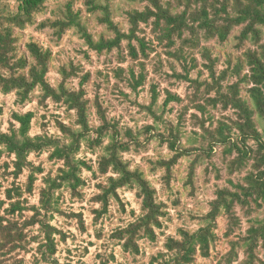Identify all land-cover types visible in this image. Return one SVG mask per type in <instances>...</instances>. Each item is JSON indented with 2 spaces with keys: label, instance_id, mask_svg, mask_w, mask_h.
<instances>
[{
  "label": "trees",
  "instance_id": "16d2710c",
  "mask_svg": "<svg viewBox=\"0 0 264 264\" xmlns=\"http://www.w3.org/2000/svg\"><path fill=\"white\" fill-rule=\"evenodd\" d=\"M48 1L15 0L13 8L11 5H0V94L16 92L22 101H28L41 89L42 102L51 98L57 103H63L69 110L76 111L77 118L75 124L57 120L63 136L48 133L32 135V123L36 116L34 111H15L13 117L19 125L12 123L8 131L3 129L0 121V157L7 153L14 163V171H8L11 163L5 161L4 165H0V172L5 167L17 182L26 170H30L26 191L18 183L5 189L10 203L4 213L0 211V264H28L15 255L33 243H38L40 256H36L34 263L30 264H62L57 256L59 240L56 235L63 231L52 224L50 219L54 218L56 211H62L59 206L61 195L57 193L64 187L71 188L76 195H83L81 188L88 184L83 175L84 168L92 171L95 177H98L99 172L107 175V180L98 185L102 191L94 196V200L102 204L101 209L95 210L99 217L109 211L112 198L121 200L120 189L137 190L141 199V212L134 213L135 221L119 228L114 237L120 239L126 251L135 256L141 255V242L145 239L153 242L157 240V229L163 227L162 218L166 215L165 203L159 201L157 188L141 168L133 167L131 161L125 157L133 146H144L140 138L141 131L135 132L132 128H126L123 133L119 124L109 119L100 100H96L95 106L102 124L93 127L89 117L90 99L86 97L85 88L90 74L83 75L80 89H74L69 86L68 80L71 76L78 75L79 67L73 66L70 70L63 67V79L56 87L49 79L53 57L50 48L31 39L26 43L27 54L19 53L21 31L38 24L39 16L48 11ZM76 1L67 0L58 18L45 19L37 26L53 28L59 39L68 30L76 28L89 48L99 54L114 50L121 52L124 42L127 41L130 58L139 61L141 66L139 73L134 68L130 70V81L135 89L143 85L148 76L145 62L140 60L149 58L150 53L157 49L153 40L141 34L146 32L142 24L152 26L159 43L165 44L169 49L168 54L178 60H186L187 74L180 75L186 79L190 78L191 70L197 68L198 61L194 52L203 41L217 39L219 43L228 42L234 29L241 27L240 33L234 35L237 40L236 47L244 49L248 41L256 45V48L246 47L233 67L229 59V67L221 74H217L214 65L217 58L210 59L213 66L207 65L214 81V84H209L212 88L207 90H216L217 94L205 97L206 102L203 103L201 98L204 95L197 91L195 105L202 114H209L208 119L200 122L205 131L203 138H210L209 149L183 145L179 128L171 129L170 136L160 134L175 152L171 159H162L157 163L158 166L166 168L167 183L173 177L174 168L180 159L196 153L188 178V183L194 184L202 157L206 153H212L214 145L218 144L226 145L224 160L229 159L228 168L231 174L244 173L242 180L235 182L229 178L232 186L217 189L209 212L198 217L205 222L204 225L196 230L181 228L179 237L167 238L166 251L158 252L149 262L142 264H197L200 257L212 256L213 248L220 239L227 241L230 249L219 259L218 264H234L240 260L242 253L245 258L239 264H264V216L252 219L250 226L242 231L243 220L238 211L241 208L248 215L264 212V135L258 121V117L264 120V0H129L134 4H146L144 9L133 8L127 11L131 25L129 31L114 20V7L110 1L103 3L101 0H86L89 12H103L98 18L107 26L109 32L97 37L90 30L82 9L75 8ZM113 33V36H109ZM206 50L209 48L205 47L203 51ZM119 58L126 60L122 54ZM124 71L123 68H118L116 74L124 77ZM233 75L238 80L231 84L225 83ZM153 89L155 104L159 95L157 86L154 85ZM177 99L179 97L176 94L170 93L166 102ZM209 106L214 109L221 108L223 111L233 110L236 118H228L231 123L218 121L216 129L207 127V122L215 118L210 113ZM148 108L156 118L163 120L152 105ZM2 112L3 108L0 107V115ZM76 125H80V129ZM155 128L154 125L145 127V131L150 134L147 141L156 134L153 132ZM125 136L128 140L124 139ZM107 137L110 138L108 143ZM83 143L91 148V152H98L97 169L87 159L78 156ZM47 151L50 152L51 160L62 163L56 175L50 173L44 178L45 185L40 190V205L28 207L26 203L29 201L24 195L26 192H34L38 174L45 172V168L36 165L30 156ZM4 187V183L0 181V193ZM7 202L0 198V208ZM26 210H33L34 214L23 220ZM73 215L80 217L82 227L86 228L84 215ZM221 217H225L227 221L223 238L217 231ZM36 226L39 232L33 235L32 231Z\"/></svg>",
  "mask_w": 264,
  "mask_h": 264
},
{
  "label": "rangeland",
  "instance_id": "374dc122",
  "mask_svg": "<svg viewBox=\"0 0 264 264\" xmlns=\"http://www.w3.org/2000/svg\"><path fill=\"white\" fill-rule=\"evenodd\" d=\"M85 1L77 0L75 8L82 9L90 30L96 34V37L103 33L108 34L107 26L102 24L98 18L103 15V12L99 11L95 14L89 12ZM101 1L103 3L110 1L113 4L114 20L121 23L126 31H129L131 27L127 18V11L133 8L144 9L146 5L134 4L129 0ZM66 2L67 0L48 1V11L39 16L38 24L30 25L21 31V40L18 42L20 46L19 53L27 54L26 43L31 39L40 41L46 48H50L53 51V57L49 79L56 87L63 79L61 72L63 67H67L69 70L73 66L79 67L78 75L71 76L68 80L69 86L74 89H80L83 75L90 74L89 81L85 83L86 97L90 99V124L93 127L102 124L95 106L96 100H100L109 119L117 122L123 133L126 128H132L135 132L141 131L140 138L144 142V146H133V149L127 152L125 157L131 161L133 167L141 168L157 188L159 201L165 203L166 215L162 218L163 227L157 229V240L153 242L145 239L141 242L143 249L141 255L135 256L126 251L120 239L114 237V233L119 228L126 227L132 221H135L136 216H134V213L140 214L141 199L137 194V190L120 189L121 200L112 198L109 211L103 214L104 216L99 217L95 210L101 209L102 204L95 201L94 196L102 191L98 185L107 180V175H102L99 172L98 177H95L92 171L84 168L83 175L88 184L86 187L81 188L82 196L74 194L69 187H64L57 193V195H61L59 206L62 211H56L54 218L50 219L52 224L63 231L62 234L56 235L57 240H59L57 256L62 264H142L143 262H149L153 255L160 251H166L165 243L169 236L179 237L181 228L196 230L204 225L205 222L198 217L209 212L211 201L216 198L217 189L232 186L229 178L238 182L244 176L243 172L230 173L228 168L229 159L224 160L226 154V145L224 144L214 145L213 152L206 153L202 157L196 170L194 184H189L188 178L190 165L195 159L196 153L180 159L179 164L174 168V174L169 183L166 182L165 178L166 168L158 166L157 163L162 159H171L175 153L170 149L168 141L163 140L160 136V134L170 136L171 129H180L181 143L186 147L194 146L209 149L210 138L209 136L206 139L203 138L202 135L205 131L200 125L201 120L209 118V114H202L195 105L197 91L198 94L204 95L201 98L203 103L206 102L205 97L216 96L217 94L216 90L210 92L207 90L212 88L209 84H214L211 70L207 65L212 64L210 59L217 58L214 65L217 74H221L229 67V59L232 62L231 67H233L246 47L256 48V45L248 41L244 49L236 47L237 40H235L234 35L240 33L241 27L234 29L228 42L219 43L217 39L203 41L200 48L194 52V56L198 61L197 68H193L189 74L190 78L186 79L180 76L187 74L186 60H178L168 54L169 49L165 44L159 43L152 26L142 24L146 32L141 34H145L148 39L153 40L157 49L150 53L149 58L140 60L145 62L148 76L145 83L135 89L130 81V70L134 68L139 73L141 66L139 61H133L130 58L126 46L127 41L124 42V49L121 52L114 50L110 53L99 54L89 48L76 28L68 30L63 38L59 39L53 28L38 27L40 22L45 19L58 18ZM4 4L8 5L7 7L11 5V8H13L15 0H0V5L3 6ZM113 35L114 33L109 36ZM205 47H208L209 50L204 52ZM172 51H175V48H172ZM120 54L126 57L125 61L119 58ZM190 65L189 63V67ZM118 68L125 70L124 77L116 74ZM237 80L238 77L233 75L228 77L225 83L231 84ZM154 85L157 86L159 95L155 104H153ZM213 89H216V87ZM170 93L176 94L179 99L167 103L166 100ZM41 95L42 91L38 89L31 100L22 101L16 92L1 93L0 107L3 108V112L0 115V121L3 129L8 131L12 123L16 126L19 125L13 117L15 111L21 113L34 111L36 116L32 123V135L48 133L63 136L57 120H62L67 124H75L76 111L69 110L66 105L57 103L51 98L42 102ZM151 105L157 114L163 117V120L156 118L149 110L148 107ZM209 111L215 118L207 122L206 125L207 127H213V129H216L220 120L231 123L228 118H236L233 110L223 111L221 108L214 109L209 106ZM195 115L199 117L197 118ZM258 121L260 130L264 135V120L258 117ZM147 125L156 127L153 131L156 134L151 137L150 141H147L150 134L145 131ZM75 127L80 129V125ZM124 139L128 140V137L125 136ZM109 140L110 138L107 137L106 143ZM49 155L50 152L47 151L40 155L32 154L30 156L36 165H42L45 168V172L38 174L34 192H26L24 195V198L29 201L26 203L28 207L40 205V190L45 185L44 178L50 173L56 175L57 169L62 163L61 161L51 160ZM78 156L87 159L96 169L98 168V152H91V148L86 144L83 143ZM5 161L11 163L8 171H14L12 157L7 153L0 157V165H4ZM9 172L5 167L0 172V181L5 185L0 193V198L8 201L3 208H0L2 213L5 212V208L10 203L7 200L5 189L18 183L26 191L30 174V170H26L16 182L14 175ZM238 211L243 220L242 231L250 226L252 219L264 216L263 211L252 215H248L241 208H238ZM79 213L84 215L86 228L82 227L80 217L73 215ZM33 214V210L24 211L23 220L31 218ZM226 227V218L221 217L217 231L222 238ZM38 232V226H36L32 234L37 235ZM229 249V243L220 239L213 248L212 256L210 258L200 257L197 264H218L219 259ZM36 256H40L38 243L28 245L27 249H23L21 253L15 255L16 258L23 259L28 264L34 263ZM244 258L242 253L240 260L234 264H239ZM262 258L264 259V254Z\"/></svg>",
  "mask_w": 264,
  "mask_h": 264
}]
</instances>
